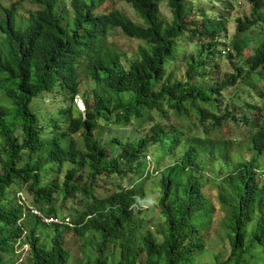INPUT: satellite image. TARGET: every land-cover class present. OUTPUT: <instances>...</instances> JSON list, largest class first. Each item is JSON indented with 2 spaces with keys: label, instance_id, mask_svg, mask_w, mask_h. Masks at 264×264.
<instances>
[{
  "label": "trees",
  "instance_id": "obj_1",
  "mask_svg": "<svg viewBox=\"0 0 264 264\" xmlns=\"http://www.w3.org/2000/svg\"><path fill=\"white\" fill-rule=\"evenodd\" d=\"M66 0H20L12 8L0 0V92L8 103L0 104V264H6L4 254L26 232L32 264H68L69 252L64 246V233L58 231L52 238V248L41 246L37 236L41 219L31 209L12 205L10 190L15 184L27 187V192L38 194L33 206L44 215L57 218V209H44L40 201L54 191L43 183V170L49 163L62 172L69 164L62 186L65 199L76 192L84 195L87 206L75 217L68 229L79 234L89 230L103 233L97 256L84 264H137L142 251L147 264H191L194 253L204 250L200 233L210 208L204 195L205 180L202 171L205 157L217 154L220 159L231 160L232 170L217 182V201L223 211L221 229L228 239L230 252L227 259L216 264H264V129L253 130L246 136L249 159L221 155L220 142H207L196 138L190 143L183 159L184 173L191 171L183 182L176 181L175 171L161 178L159 208L165 218V238L158 243L149 231L143 247L137 245L133 227L139 201L138 187L115 191L104 198H96L93 187L99 177L141 171L144 153L152 147L166 148L168 132L153 129L151 136L127 144L119 143L121 155L111 156L98 139L101 123L114 119L118 128L127 126L134 116L160 110L165 103L180 115L188 114L187 106L197 116L195 125H204L206 134L219 130L225 120L253 126L246 117L240 118L225 105L224 113L217 116L222 105L221 91L240 79H248L264 69V39L254 53L243 59L242 51L249 43L244 36L229 45L243 68L229 76L228 81L205 86L195 81L204 77L205 58L215 54L218 34L223 28L221 20L204 16L201 26L189 28L190 0H168L171 20L161 17L164 0H121L131 6L142 24L130 20L119 10L99 11L107 0H70L72 16H67ZM252 5L251 19L236 20V36L246 33L257 23L255 15L264 8V0H246ZM32 2L42 8L32 13L20 25L19 8ZM62 11V14L60 12ZM139 41L138 57L127 60L121 49L110 40L113 33ZM190 32L208 40L202 44L200 55L192 58L187 80L165 77L167 64L181 50L180 39ZM246 71L244 72V70ZM82 72L95 85L93 101L83 98L86 111L82 112L75 100L81 95ZM254 86V85H251ZM58 90L69 106L63 112L69 118L66 133L57 132L50 140H43L39 116L33 110L34 100L41 94ZM252 91L256 89L252 88ZM129 95V101L125 96ZM264 98V94H257ZM248 109L252 106L246 105ZM15 132H20L19 142ZM80 135L84 151L69 136ZM125 167L122 168V164ZM87 167L88 181L81 186L78 176ZM82 177V176H81ZM260 180V181H258ZM57 185V182L54 183ZM136 208L129 210L132 205ZM22 222V223H21ZM22 224L24 226H22ZM68 224V223H66ZM25 241V240H23ZM119 248L120 258L115 263L106 254L108 244Z\"/></svg>",
  "mask_w": 264,
  "mask_h": 264
},
{
  "label": "rangeland",
  "instance_id": "obj_2",
  "mask_svg": "<svg viewBox=\"0 0 264 264\" xmlns=\"http://www.w3.org/2000/svg\"><path fill=\"white\" fill-rule=\"evenodd\" d=\"M20 0H4V5L8 8ZM191 8V15L187 21L195 24L189 25L191 30L201 26L204 16L221 20L223 28L218 34V45L215 48V54L212 57L205 58L206 66L202 70L204 77H196L195 81L205 86H211L222 81H228L229 76L235 75L236 70L243 68L242 60L238 59L230 47L231 42H238L244 36L248 37L249 43L242 51L243 59L254 53L256 45L264 39V8L255 15L257 23L242 35L235 33L236 20L251 19L252 5L246 0H190L188 1ZM42 7L32 2L22 3L19 8L20 25L23 20L41 9ZM65 8L67 16H72L71 2L66 0L61 7ZM60 12L62 14V11ZM113 10H119L124 13L130 20L142 24L137 14L131 6L121 0H107L99 11L108 13ZM161 17L165 22L171 20L172 13L168 5V0H164L161 4ZM122 32L113 33L110 40L118 46L125 54L127 60H134L138 57L139 47H147L143 41L128 38L121 34ZM208 42L204 37L199 35L193 36L190 32L180 39L181 50L177 53L176 58L170 61L166 66L165 77H170L171 82L175 80H187V71L192 58L205 57L200 55L202 44ZM246 69L244 70V72ZM80 91L75 102L78 108L86 111L83 98L93 101V90L95 85L89 76L82 72L80 79ZM254 85V86H251ZM252 88L256 91H252ZM264 94V69L258 70L257 74L251 75L248 79H238L235 84L225 87L221 91L222 105L217 116L224 113L225 105H229L228 109L235 113L238 117H246L253 126H245L240 122L225 120L219 130H215L211 134H206L204 125H195L197 116L192 112L190 106H187L188 114L180 115L164 104L160 110H152L148 114L142 116H134L131 118L127 126L118 128L114 124V119L109 122L101 123L98 130V139L102 146L108 149L111 156L121 155L123 144L130 143L142 137L151 136L153 129L165 128L169 134L166 148L155 146L144 153L142 162L145 168L141 171L127 172L126 175L115 174L112 176L99 177L96 185L93 187L96 198H104L109 194L121 190H128L133 186L138 187L139 200L150 198L155 200V205L143 208L138 203L135 212V221L133 222L136 234L137 245L143 247L144 236L147 232H151L158 243H162L165 238L166 225L165 218L161 214L159 208V200L161 198V178L164 174L175 171L176 181L183 182L191 171L184 173L183 159L186 151L190 147V143L196 138L205 139L207 142H220L221 155L228 153L231 158L243 156L249 159L250 152L246 147H240L246 143V136L253 130L264 129V98H260L257 94ZM130 96H125V101H129ZM8 103L5 96L0 92V104ZM246 105H250L253 109H248ZM69 106V101H65L62 94L58 90L46 92L39 95L33 102L32 108L39 116V125L41 127V136L43 140L52 139L57 132L66 133L69 124L68 116L63 112L64 108ZM253 127V128H252ZM15 136L19 142L22 141L20 132H15ZM66 147L69 146L70 140L77 144V148L84 151V143L80 135L69 136ZM1 143V139H0ZM241 154V155H240ZM233 163L231 160L220 159L217 154H208L205 157V167L202 175L205 180L204 195L207 200V206L210 212L205 220L209 223L208 227H204L200 233L203 238L204 250L194 253V259L191 264H216L224 262L230 252L228 239L221 229V220L223 211L217 201V182L226 173L232 170ZM125 164H122V168ZM70 168L66 164L62 172L57 171V165L49 163L43 170V183L49 186L54 193L47 197L46 200L40 201V207L44 209H57V217L59 221L51 222L52 216H46L41 213L36 206H33L34 199L38 194L27 192V187L15 184L10 190L13 206H21L33 210V214H40L41 223L37 232L40 244L46 249L52 248V238L56 235V226H60V232L64 233V246L69 252L68 264H84L89 259L97 256V249L100 245L103 233L96 230H89L85 234H79L67 228L66 225L72 226V220L79 216L87 206L82 193L76 192L65 199V192L58 190L56 186H62L66 177L67 170ZM89 169L85 167L78 176V182L83 186L88 181ZM82 176V177H81ZM260 181V180H258ZM57 182V185L54 183ZM39 216V215H38ZM68 221L69 224H66ZM22 223V222H21ZM22 226H24L22 224ZM26 232L22 235V240L14 243L10 249L4 254L6 264H32L28 261L31 257L29 245L26 244ZM25 240V241H23ZM106 254L112 261V254L115 253V263L120 258L119 248L114 244H108ZM137 264H147V254L142 251Z\"/></svg>",
  "mask_w": 264,
  "mask_h": 264
},
{
  "label": "clouds",
  "instance_id": "obj_3",
  "mask_svg": "<svg viewBox=\"0 0 264 264\" xmlns=\"http://www.w3.org/2000/svg\"><path fill=\"white\" fill-rule=\"evenodd\" d=\"M138 202H139V204L141 205V207H143V208L152 207V206H154L155 203H156L155 200L150 199V198H145L144 200H139ZM135 208H136V205L134 204V205H132V207H131L129 210L131 211V210H133V209H135ZM31 212L34 213L33 210H32ZM35 215H37V214H35ZM38 215H39V217H40V214H38ZM54 219H58V218H50V221H51V222L59 221V220H54ZM66 223H68V221H66ZM68 224H69V223H68Z\"/></svg>",
  "mask_w": 264,
  "mask_h": 264
}]
</instances>
